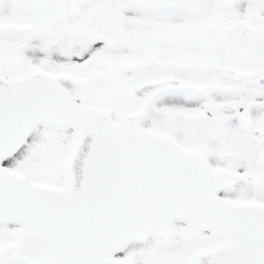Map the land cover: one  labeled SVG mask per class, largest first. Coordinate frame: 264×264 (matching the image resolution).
<instances>
[{"label": "snow or ice", "instance_id": "snow-or-ice-1", "mask_svg": "<svg viewBox=\"0 0 264 264\" xmlns=\"http://www.w3.org/2000/svg\"><path fill=\"white\" fill-rule=\"evenodd\" d=\"M0 264H264V0H0Z\"/></svg>", "mask_w": 264, "mask_h": 264}]
</instances>
